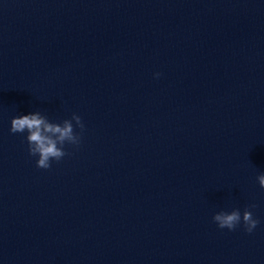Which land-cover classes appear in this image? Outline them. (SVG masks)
<instances>
[{"label": "water", "instance_id": "1", "mask_svg": "<svg viewBox=\"0 0 264 264\" xmlns=\"http://www.w3.org/2000/svg\"><path fill=\"white\" fill-rule=\"evenodd\" d=\"M36 112L84 124L47 170ZM260 174L264 0H0V264H264Z\"/></svg>", "mask_w": 264, "mask_h": 264}, {"label": "clouds", "instance_id": "2", "mask_svg": "<svg viewBox=\"0 0 264 264\" xmlns=\"http://www.w3.org/2000/svg\"><path fill=\"white\" fill-rule=\"evenodd\" d=\"M157 73L156 77L159 78ZM75 127L80 129V134L76 133ZM12 134L27 133L29 154L38 157L37 167L47 170L51 167V161L59 162L68 153L64 150L65 145L79 146L84 131V124L79 115L73 114L71 120H64L61 123H53L39 112L28 115H20L11 121ZM261 189H264V174L257 177ZM256 205H250L241 214L239 209H233L231 212L221 211L214 215L213 220L220 229L235 231L241 223L244 229L251 234L259 225L260 221L255 219L250 209Z\"/></svg>", "mask_w": 264, "mask_h": 264}]
</instances>
